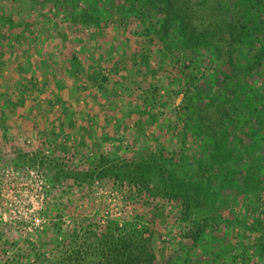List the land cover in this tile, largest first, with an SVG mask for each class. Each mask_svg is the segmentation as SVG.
Returning <instances> with one entry per match:
<instances>
[{
    "label": "trees",
    "instance_id": "1",
    "mask_svg": "<svg viewBox=\"0 0 264 264\" xmlns=\"http://www.w3.org/2000/svg\"><path fill=\"white\" fill-rule=\"evenodd\" d=\"M128 1L140 3L138 10L141 9V13L135 12V25L140 31L138 35L148 38L150 46L148 59H139V65L145 68V72L138 68L140 75L148 80H161L163 86L167 85L166 80L170 88L181 78L185 80L184 101L179 109L184 123L181 136L194 149L170 152L169 157L161 153L157 158L148 157L136 165L132 161H129L131 164L104 162L97 177L120 182V187L131 185L142 200L160 198L170 202V208H175L182 223L178 221V229L165 234L190 239L187 254L194 257V262L214 264V260L200 254L194 245L199 242L200 249L204 250L214 235L219 236L221 249L218 251L224 253L215 254L218 257L215 264H264V82L261 83V77H264V0ZM10 2L13 7L15 2ZM210 2L213 7L204 13ZM113 3L116 0L110 2V8L114 7ZM150 5L152 17L145 13ZM131 6L136 9L134 4ZM3 8L4 4H0V34L6 35L5 44L0 41V61L9 74L2 77L0 70V94H13V99L9 96L2 99L3 110H0V132L3 130L6 138H11L18 129H31L33 123L41 120L31 112L30 109L35 107L25 96L38 98L41 94L48 102L49 89L59 95L60 101L67 103L70 97L75 102L81 98L95 108L102 123L114 115L121 123L125 122L128 110L116 109L112 105L117 98V93L113 92L116 86L104 90L103 85L108 79H98L95 76L100 74L95 75L93 71L97 66L109 70L116 63L112 56L116 42H123L124 38L130 39L128 35L131 36L129 18L115 17L99 20L97 24H79L66 15L57 21V16L52 13V16L42 15L38 11L42 22L48 19L54 25L56 21L71 25L73 32L65 35V39L62 37L64 40L48 36L34 39L27 23L14 15L18 14L16 10L9 12ZM44 27L38 30V34L45 30ZM84 27L90 29L88 38L82 35ZM13 28H19L20 32L14 33ZM13 34L15 39L21 34L27 35L22 45L17 42V47L22 48L18 55L12 53L16 46L10 40ZM123 34L127 36L123 37ZM167 43L186 52L184 61L191 59L188 67L179 59L173 61L178 67L171 68L177 71V75L164 78L160 60L168 56L164 54ZM85 44L100 56L98 60L91 61L86 57ZM151 61H155L154 67H151ZM195 72H200V78L191 86ZM48 75L51 78H47ZM100 80L102 85L95 88L92 95L89 87ZM159 86H155L156 91ZM104 98L107 105L99 107ZM212 104L215 117L205 116L206 121L202 123L198 113L203 106ZM72 114L64 116L72 118ZM56 115L57 111L51 114L52 117ZM14 123L19 127L13 126ZM86 129L94 131L91 127ZM97 136L103 137V142L107 135L98 132ZM89 138H93L91 134ZM33 156L26 158H29L30 166L37 165L50 172L56 181H61V177L74 181L93 178L88 173L69 176L63 169L58 171L56 157H43L40 153ZM15 158L20 161L19 156ZM171 167H174L173 171L184 168L188 173L184 177L170 178ZM107 224L108 227H104L100 235L93 236V243L89 244V251H95L94 263L157 264L151 247L164 232L161 221L156 224V231L150 227L128 231L127 227L118 229L117 224L111 227V221ZM60 232L65 234L64 230ZM63 239L61 244L65 245L66 238ZM135 246H139V250ZM78 254V251L74 252L80 257L81 253ZM74 255L60 258L58 264H68L71 258H76ZM45 260L46 257L36 255L34 261L43 264ZM190 261L186 264H191Z\"/></svg>",
    "mask_w": 264,
    "mask_h": 264
},
{
    "label": "rangeland",
    "instance_id": "2",
    "mask_svg": "<svg viewBox=\"0 0 264 264\" xmlns=\"http://www.w3.org/2000/svg\"><path fill=\"white\" fill-rule=\"evenodd\" d=\"M10 1L15 2L13 7ZM111 1L0 0L5 10L9 12L16 10L19 15H14L17 19H22L25 24L27 23L34 39L40 37L45 39L48 36L52 39L64 40L65 35L73 32V26L57 22L65 15L79 24H97L99 20L107 21V18L112 20L115 17H126L130 19V25H132L129 28L130 39L124 38L123 42H116V50L112 55L116 58L114 61L116 63H113L109 70L97 66L93 71L95 75L100 74L94 75L98 79L101 77L108 79L103 85L104 90L107 91L116 86L113 92L117 93V98L113 100L112 105L116 109L128 110L129 115L124 123L117 120L115 115L108 122L104 120L102 123L95 108L86 104L81 98L75 102L74 98L70 97L67 103L60 101L59 95L53 94L49 89L51 102L43 99L41 94L38 98L32 95L25 96L32 103V107H35L30 109L31 112L41 119L33 123L31 129L26 131L18 129L15 134H11V138H6L7 134L5 135L1 130L0 264H37L34 261L36 255L47 258L43 264H58L62 260L60 258L73 257L76 251L81 253L80 257L74 255L76 258H71L68 264H96L93 261L95 251L90 252L88 247L93 243V236L100 235L110 221L111 227L117 224L118 229L127 227L128 231L146 227L156 231V224L161 221L164 232H161L159 238L153 241L151 247L157 264H182V260L186 264V262L189 263V259L191 264H199L194 262L193 256L190 257L187 254L186 247L191 244L190 239L183 238V235L179 237L172 234L170 237V234H165V232L177 230L180 226L179 222L182 223V217L175 214V208H170V202L160 198L142 200L131 185L125 186V184L120 187V182L97 177L100 175L104 162L129 163L132 161L136 165L148 157L157 158L161 153L169 155L170 152L179 153L180 149L187 151L194 149L191 148L192 144L181 136L184 123L179 109L184 101L183 95L186 89L184 78H181L178 84L171 82L173 87L170 88V83L166 80L164 82L167 85L163 86L161 80L155 78V80H148L140 75L138 68L144 72L145 68L139 65V59L140 57L148 59L150 47L148 38L139 36L140 31L135 25L137 19L135 12L141 13V9L138 10L140 3L116 0V3H113L114 7L110 8ZM132 4L136 6V9L132 8ZM206 7L204 13L213 7L212 2ZM146 8L148 9L145 13L152 17L151 5ZM38 11L42 12V15L57 16L56 24L54 25L48 19L42 22ZM146 19L149 21V18ZM43 25L45 30L38 34V30ZM89 30L88 27H84L82 35L87 37ZM11 31L17 34L20 32L19 28H13ZM25 35L21 34L16 39L14 34L10 36L13 45H16L12 52L14 55L21 53L22 48L17 45L24 43ZM5 36L2 32L0 41L6 39ZM126 36L127 34H123V37ZM87 38L83 39L89 41ZM53 41L56 43V40ZM166 46L168 47L164 54L168 56H163L160 60V71L164 78L177 75V71L172 70L173 67H178L172 63L173 61L179 59L185 67H188L191 59L184 61L186 52L179 49L177 45L167 43ZM132 47L134 48L131 50ZM83 50L87 52L86 57L91 61L100 58L97 53L88 48L87 44L84 45ZM6 52L9 51L6 50ZM150 64L154 67L156 63L151 61ZM0 70H2V77L9 74L1 61ZM199 73L192 74L194 79L191 86L199 81ZM47 78H51V75ZM263 79L264 77H261V83L264 82ZM173 80L175 81V78ZM100 85H102L101 80L89 87L92 95H94V89ZM157 85H160V89L156 91ZM8 96L13 99L11 92ZM8 96L5 93L0 94L1 112L2 99ZM17 99L21 101V97ZM106 105L104 98L99 107ZM213 108V104L202 107L198 113L202 123L206 121L205 116L215 117ZM53 111H57V115L52 117ZM70 112L73 113L72 118L67 117ZM13 126L19 127L16 123ZM87 127L93 128L95 135L92 131L89 132ZM98 132L107 135L105 141L102 142L103 137L100 139V136H97ZM90 134L93 138L88 139ZM38 153L43 157H56L58 171L63 169L69 176L88 173V175L92 174L93 178H79L80 180L74 181L72 178L64 180L61 177V181H56L57 179L54 180L50 172L40 169L37 165L30 166L28 159ZM17 156L20 157V161H16ZM27 157L29 158L26 159ZM175 160H178V157ZM178 164L179 162L176 163ZM174 167H171L169 171L170 178L184 177L188 173L184 171V168L173 171ZM61 230H64L65 234L61 233ZM212 236L211 244L206 249H200L199 242L194 245L195 249H199L200 254H206V257L210 261L214 260L215 264L218 260L216 253H224L218 251L221 249L219 236ZM63 237L66 238L65 245L61 244L64 241ZM214 240L218 242L215 243ZM163 246V250L167 251L165 253L162 252ZM135 249L139 250V246H135Z\"/></svg>",
    "mask_w": 264,
    "mask_h": 264
}]
</instances>
